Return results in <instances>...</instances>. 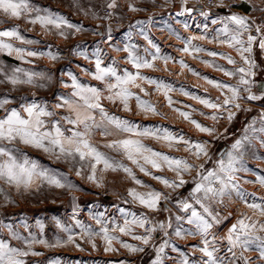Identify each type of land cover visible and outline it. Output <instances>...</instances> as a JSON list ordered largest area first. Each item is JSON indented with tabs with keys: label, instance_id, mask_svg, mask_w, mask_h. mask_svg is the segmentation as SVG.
Instances as JSON below:
<instances>
[{
	"label": "rangeland",
	"instance_id": "374dc122",
	"mask_svg": "<svg viewBox=\"0 0 264 264\" xmlns=\"http://www.w3.org/2000/svg\"><path fill=\"white\" fill-rule=\"evenodd\" d=\"M113 3L115 6L109 7ZM42 6L46 8V12L58 14L70 24L79 26L81 31L77 32L74 28H63L65 35L62 36L59 34L60 30L54 28L45 30L38 24L29 23L25 16L14 17L21 24L25 22L28 24L29 32L25 31L24 27L20 32L25 39L34 41V35L40 34L42 48L38 52V46L34 47L35 42L24 44L18 40H8V38L6 41L11 42L15 47H22L38 53L44 52L45 55L50 51L58 59L52 60L47 55L44 59L38 55L27 57L26 59L30 61L27 63L19 58L17 61L9 59V54L6 51H0V70L3 72L10 73L12 69L21 67L44 74V78L36 80L37 85L43 84L44 87L33 85L14 87L7 81L0 83V99L6 98L10 101L5 105V109H19L21 104L36 101L47 103L49 109L55 111L56 116L51 119L59 120L62 116L70 115L66 107L54 108V105L59 102L58 97L69 95L72 92L71 87H64V84H71V79L67 75L69 72L75 75L82 84L101 89L106 97L108 93L104 91L105 82L95 80L89 74L95 72V57L92 53L97 49L100 50L102 67L114 66L118 74L121 75L125 70L136 73L137 69L128 62V52L123 50L126 45H133L136 55L144 57L154 65L153 68L139 69L140 74L171 85L174 90L168 95L174 101L173 105L169 107L163 92L158 91L156 85L147 82V80H138L139 87L129 86L130 91L140 96L141 99L149 101L159 114L141 111L137 107L134 97L129 100V111H125L119 101L113 103L102 99V106L110 115L126 119L141 128L161 127L174 134L190 138L192 141H207L211 159L203 156L196 159L184 150L183 145H180L177 150L169 148L163 142L151 137H139L148 147L172 157L185 158L197 165L203 164L205 170H211L215 167L221 150L224 147H226L224 152L229 150L235 140L244 134V129L249 124L255 120L254 127L261 126L259 117L264 112V99L257 101L241 99L237 101L241 106L240 110L234 107L231 109L236 113L231 122L227 120L226 113L224 118L213 121L206 117L210 116L214 110L205 108L191 96L182 94L180 89L183 88L192 95L210 98L214 101L219 97L222 102L224 97L220 91L208 84L203 77L232 85L237 83L238 77L226 76L215 66L234 70L236 67H246V65L234 48H229L226 44H221L214 39L216 30L222 25L212 23L214 19L236 14L246 16L251 25V31L245 33L243 39L246 40L249 34L258 37L253 44L251 55L257 65L254 77L257 87L253 88V92L261 95L264 91L260 87L264 85V50L259 48L261 34L257 33L255 28L264 27V0H215L210 4L203 3L202 0H43ZM200 7L202 10H199ZM202 13H207V17ZM1 15L5 14L0 12V17ZM5 16L9 17L10 15ZM200 36L206 38L194 39L192 44L203 48L204 51L195 52L192 49L189 52L183 51L186 40ZM149 41L160 48L161 57H170L167 63L160 58L153 60L149 53L154 54L155 48ZM81 51L86 53L87 59L78 54ZM210 51L231 55L236 60V64H228L227 60L222 59L219 55L209 56L208 52ZM13 56L16 55L13 54ZM180 61H183L188 67H182ZM205 61L209 63H205ZM210 64L213 66H209ZM193 72L199 75L193 74ZM0 81H4L3 75H0ZM241 95L246 97L247 93L242 92ZM174 108L190 112L196 121L208 127H215L216 133L212 136L200 133L190 122L184 120L178 112L174 111ZM245 109L248 110L245 111ZM0 111L2 118L5 115V110L0 109ZM201 113L205 115H201ZM94 115L99 121L98 113H94ZM61 124L65 129L73 127L64 121H61ZM112 132V135L106 136L100 129H97L90 137L91 142L101 152L132 168L136 178L144 184L150 185L152 189L169 197L167 200L161 199L159 210L155 215L153 214L154 210H149L138 202H132L131 197L128 196L130 188H135L138 192H146L149 189L135 184L122 170L101 171L102 165H98L97 179L99 183H95L87 178L90 174V169L87 167L81 170L80 175H77L76 172L80 168L79 163L64 158L58 160L54 155L17 142L11 147L19 149L42 168L65 174L75 185V188H56L47 184L37 186L39 184L37 182L28 190L23 188L17 190L14 185L0 181V190H2L0 191V240L6 241L10 246L22 251L40 253V255L30 254L21 257L25 264H152L156 257V248L163 242V239L167 238L179 251H172L171 247L166 248L164 264H180L182 259L180 252L188 257L189 264H202V261L207 258L199 251V248L204 246L201 237L187 233L181 237L174 235L178 223L175 217L178 215L177 211L181 210L177 202L189 198V193L194 187L192 181L196 176V171L184 174L183 178L187 183L182 187L166 188L151 176L140 172L122 153L105 147L113 140L124 139L128 136L126 133L116 132L115 129H112ZM249 135H255L257 138L252 140L251 145L246 144L245 146L243 165L248 170L236 172L234 181L245 193L246 199L242 200L235 191H232L230 195H225L222 198L215 197L211 199V202H205L213 214H218L222 221L220 224L214 225L215 229L213 227L210 230L207 238L212 240L215 236L214 244L219 249L216 255L224 258V264H245L246 261L247 264H264V258H261L257 244H251L247 248L238 246L233 250L235 253L233 255V252L228 251L229 245L224 239L228 230L238 219L248 218L246 222H258V229L259 224L264 223V216H261L258 210L248 207L249 203L264 205V186L256 182L257 174L264 176V146H261L260 143V137L264 136V133H249ZM149 171L169 180L176 178L175 173L169 171L167 167L161 171L149 167ZM214 187H218V185H214ZM165 189L170 190L169 194H165ZM125 200L129 202L125 203ZM189 201L198 212L202 213L203 209L199 204L191 199H188ZM224 204L230 205L231 208L225 209ZM121 208L137 215L145 214L154 223H167L171 220L173 227L168 229V237H164L163 232L158 229L153 233L149 245H143L141 241L134 240L131 236L123 235L118 230L113 231L117 224L122 225L124 222V216L119 211ZM164 208H167L168 211H164ZM186 217L179 222V225L195 232V225L188 224ZM225 217L227 219H224ZM98 218L108 226L110 234L119 237L120 241L142 247L144 251L130 252L121 247L117 241H113L112 244L115 251H105L106 243L101 236L84 235L85 229H90L94 233L100 231L102 224L97 222ZM77 221L84 226L83 229L77 226ZM41 224L43 229L40 227ZM150 226L148 225V227ZM144 231L141 228L134 229L135 234L138 235L144 234ZM12 233H16L22 239L14 238ZM256 234L264 237V231L258 230ZM70 235L73 237L71 242L68 241ZM33 237L36 240L44 239L48 241L49 245L55 244L57 239L62 243L54 247L34 243L29 250L25 241H30ZM153 238L157 240L154 250ZM93 243L95 247H93Z\"/></svg>",
	"mask_w": 264,
	"mask_h": 264
},
{
	"label": "snow or ice",
	"instance_id": "6c2138e0",
	"mask_svg": "<svg viewBox=\"0 0 264 264\" xmlns=\"http://www.w3.org/2000/svg\"><path fill=\"white\" fill-rule=\"evenodd\" d=\"M115 4H110L109 7H114ZM135 10V9H133ZM190 11V10H189ZM0 12L11 17L20 18L22 15L28 18V22L36 25L39 24L45 30L57 29L60 30V35H65L63 28H74L77 32L81 31L79 26L70 24L62 16L53 14L51 12H41L38 8L30 6L28 0H0ZM182 14V13H181ZM207 17V13H202ZM213 24L220 23L222 27L216 30L214 39L218 40L221 44H226L229 48H234L239 54L244 66L236 67L234 70H226L221 66L217 67L218 71L224 73L229 77H238L237 83L232 85L221 81H216L203 77L208 84L220 91L224 97L222 102L217 97L216 100L210 98H204L198 95H192L183 88L180 89L182 94L189 95L191 98L197 100L205 108L214 110L210 116L206 118L213 121H218L226 118L231 122L236 113L231 109L234 107L240 110V104L237 102L241 99H247L249 101H257L264 99V91L261 95H257L253 92V88L257 87L254 77L256 76V62L252 58L253 44L257 41L258 37L254 35H247V39H243L245 33L251 31V25L246 16L232 14L220 19H214ZM254 23V22H253ZM207 28V25H205ZM255 31L260 33L259 48L264 50V27H256ZM8 40L15 39L21 41L24 44H32L34 41L25 39L17 28L10 30L0 31V51H6L9 55L15 54L20 60L30 63L27 57H36L38 55H45V53H38L36 51L26 50L22 47H15ZM147 39V36H145ZM205 36L192 37L185 41L184 52H189L192 49L195 52L204 51L203 48L193 45L194 39H205ZM152 47L155 48V53H149L152 55L153 60L163 59L165 63L168 62L170 57H161L160 48L149 41ZM133 45H126L123 49L128 52V62L137 69L136 73L125 70L123 74H118L116 67L107 66L102 67V58L100 50L97 49L92 55L95 57V72L89 73L93 79L105 82V89L108 95L105 97L101 89L82 84L75 75L71 72L67 75L71 79V84H64V87L72 88V92L69 95H62L58 97V103L54 105V108H67L70 115L62 116L59 120L51 119L56 116L55 111L49 109V106L45 102H30L21 104L20 108L5 109V105L9 104L8 99H0V109L5 110V115L0 118V181H4L9 185H14L17 190L23 188L24 190L30 189L34 184L39 186L40 184H47L56 188L73 189L75 185L68 179L65 174H60L47 168H42L35 160L30 159L26 154L22 153L19 149L11 147L15 143L19 142L37 150H42L45 153L54 155L56 159L64 158L65 160H71L80 164V168L76 174L80 175L81 170L85 167L90 169L88 179L95 183H99L97 179V166L102 165L101 171H117L122 170L131 178L135 184L141 187L148 188L146 192H138L135 188L128 190V196L131 197L132 202H138L149 210H157L161 199H169L168 196L163 193L152 189L150 185L144 184L141 180L136 178L132 168L124 165L122 162L115 160L113 157L101 152L92 142L90 137L97 129L102 131L103 135H112V129H115L118 133L128 134L127 138L116 139L106 144L105 147L113 149L118 153H122L127 160L135 165L140 172H143L146 176H151L162 183L166 188L176 189L182 187L187 181H185L184 174L196 171V176L193 177L194 187L189 193V198L196 204H199L203 209V213H206L208 217H211V222L205 217L204 214L198 212L192 204L188 202V199L179 200L177 202L178 207L185 213H189L186 217L187 223L195 225V232L188 229H184L179 225V222L184 217L176 216L175 220L178 222L174 230L176 237H181L185 233L188 235H199L203 242V247L199 248V251L203 253L206 260L202 261V264H224V258L219 257L216 253L219 251L215 247V236L212 240L207 237L210 234V230L214 225L220 224L222 221L218 214H213L210 207L204 203L206 200H211L215 197H224L230 195L232 191H235L236 195L242 200L246 199L245 193L241 191L238 184L234 183L236 180L235 173L241 170L247 171L243 165V157L245 154V146L251 145L252 140L256 139L255 135H249V133H264V112L260 114L259 121L260 127H254L256 121L254 120L244 129V134L231 145V148L224 153L220 154L219 159L215 162V167L211 170H205L203 164H195L189 162L185 158H176L169 156L163 152L155 151L151 147L145 145L139 137H151L159 142H163L169 148H176L179 150V146L183 145L184 150L190 153L196 159H200L202 156L211 159L209 156L208 142L207 141H192L190 138H186L180 134H174L168 129L161 127H144L140 126L115 115H110L101 104L102 99H107L113 103L119 101L122 104L125 111H129V100L133 97L136 100L137 107L145 112L152 114H159L154 105L149 101L141 99L140 96L135 95L130 91L129 86L139 87L137 81H144L156 85L158 91H162L163 95L168 101L169 107L174 103L172 98L168 95L173 91L171 85L163 82H159L154 79H149L140 74L141 68H153L154 65L144 57L138 56L134 52ZM147 52V50H145ZM87 59L86 53L83 51L78 53ZM46 55L56 60L58 57L52 52L46 53ZM209 56H220L222 59L227 60L228 64L235 65L236 60L231 55L217 53L214 51L208 52ZM115 63V62H113ZM182 67H188L183 61H180ZM205 63H209L205 61ZM213 66V65H209ZM193 71L192 69H189ZM87 71V70H85ZM193 74L199 75L193 72ZM0 75L4 76L3 83L7 81L11 85H33L38 87H44L43 84H36L38 78H44L43 73L26 70L21 67H16L11 70L10 73L0 70ZM264 89V85L260 86ZM143 91V89H141ZM247 93L246 97H243L241 93ZM147 94V93H146ZM186 121L190 122L197 131L212 136L216 133L215 127H208L192 118L190 112L181 111L180 109H173ZM248 109H245L247 111ZM98 113L100 119H96ZM201 115H205L201 113ZM46 118H48L46 120ZM61 121L66 122L73 127L65 129ZM66 133H68L66 135ZM136 137V138H133ZM261 146H264V136L260 137ZM149 167L156 171H161L164 167H167L169 171L175 173V179L169 180L163 176L154 175L152 171H149ZM256 182L261 186H264V176H256ZM218 185V187H214ZM2 191V190H0ZM129 201L125 200V203ZM248 207L254 210H258L261 216H264V205L257 203H249ZM119 211L124 216V222L122 225L117 224L113 231H119L123 235L131 236L132 239L141 241L143 245H149L152 239L153 233L158 229L163 232L164 237H168V229L172 228V222L169 220L165 222H153L145 214L137 215L134 212L126 211L121 208ZM164 211H168L164 208ZM102 215V214H101ZM224 219H227L225 217ZM248 218L238 219L235 224L228 230L227 236L224 238L227 240L229 252H233L238 246L241 248H247L251 244H257L260 250L261 258H264V237L257 235V231H264V223L258 222H246ZM98 223L102 224L99 232H92L90 229L84 230V235L89 237L93 235H99L106 243L105 251H115L112 247L113 241H117L121 244V247L128 249L130 252H143L144 248L136 247L127 242L119 240V237L110 234L107 225L103 224V221L99 218ZM59 224V222H57ZM148 225H151L148 227ZM77 226L82 229L84 226L77 221ZM43 229V225H40ZM144 229V234H135L134 229ZM65 231H68L65 229ZM14 238L22 239L16 233H12ZM73 237L70 235L68 241L71 242ZM28 249L30 250L32 244L39 243L45 246H56L62 242L57 239L56 243L49 245L48 241L44 239L36 240L33 237L30 241L26 240ZM93 247L95 244L93 243ZM171 247L172 251H179V249L170 243V240L165 238L163 242L156 248V257L152 261V264H164L165 249ZM40 255L37 252L22 251L19 248L10 246L6 241L0 240V264H25V261L21 257L28 255ZM233 255L235 253L233 252ZM182 257L180 264H189L188 257L180 252ZM243 258V257H241ZM247 264V261L245 262Z\"/></svg>",
	"mask_w": 264,
	"mask_h": 264
},
{
	"label": "crops",
	"instance_id": "0c3cea01",
	"mask_svg": "<svg viewBox=\"0 0 264 264\" xmlns=\"http://www.w3.org/2000/svg\"><path fill=\"white\" fill-rule=\"evenodd\" d=\"M28 2H29V4H30V6H32L33 8H38V9H40L42 13H43V12H46V11H45L46 8H45L44 6H42V2H43V0H28ZM156 10H158V9H156ZM22 16H23V15H22ZM38 26H40V25L38 24ZM23 27H24V30H25V31L29 32V30H28V24H27L26 22L23 23V24H21L20 22H18L17 20H15L14 17H11V18H10V16L7 17V16H5V15H1V17H0V31L10 30V29H12V28H17V29L19 30V32H21V30H22ZM34 38H35V39H34V42H35L34 47H35V46H38V47H37V51L39 52L40 49L42 48V47L40 46L41 43H42V41H40L42 37L40 36V34H36V35H34ZM4 39L7 40V38H4ZM11 40L17 41V40H15V39H11ZM7 42H8V41H7ZM42 53H44V52H42ZM40 56H41L42 58L46 59V55H40ZM8 58H9V59H12V60H15V61L18 60V58H17L16 56H13V55H8ZM32 60L34 61V58H33ZM0 113H1V111H0ZM169 191H170V190L165 189L164 192H165V194H166V193L169 194ZM205 202H211V200H206V201H204V203H205ZM189 203H190V201H189ZM158 210H159V208H158L157 210H154V211H153V214L155 215V213H157ZM178 212H179V213H178ZM177 214H178V215H176V216H181V217H184V218H185L186 216H188V215L190 214V212H189V213H185V212H183L182 210H178V211H177ZM202 214H204L205 217H207V219H209V220L211 221V217H208L206 213H203V211H202ZM213 229H215V227H214ZM156 243H157V240H156L155 238H153V250H154V248H155Z\"/></svg>",
	"mask_w": 264,
	"mask_h": 264
},
{
	"label": "built area",
	"instance_id": "2783aa9c",
	"mask_svg": "<svg viewBox=\"0 0 264 264\" xmlns=\"http://www.w3.org/2000/svg\"><path fill=\"white\" fill-rule=\"evenodd\" d=\"M202 1H203V3H207V4L209 3V4H210V3H212V2L215 1V0H202ZM1 116H2V115L0 114V118H1ZM223 206L225 207V209L231 208L230 205H225V204H224Z\"/></svg>",
	"mask_w": 264,
	"mask_h": 264
},
{
	"label": "water",
	"instance_id": "95a60500",
	"mask_svg": "<svg viewBox=\"0 0 264 264\" xmlns=\"http://www.w3.org/2000/svg\"><path fill=\"white\" fill-rule=\"evenodd\" d=\"M199 10H202V7H200ZM225 150H226V147H224V148L221 150V152L219 153V155H220L221 153H223Z\"/></svg>",
	"mask_w": 264,
	"mask_h": 264
}]
</instances>
